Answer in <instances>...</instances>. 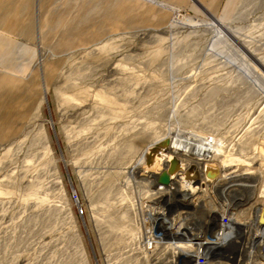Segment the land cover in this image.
I'll return each mask as SVG.
<instances>
[{"label": "rangeland", "instance_id": "obj_1", "mask_svg": "<svg viewBox=\"0 0 264 264\" xmlns=\"http://www.w3.org/2000/svg\"><path fill=\"white\" fill-rule=\"evenodd\" d=\"M31 1V25L24 13L0 28L22 49L0 60V264H212L211 185H264V0L227 16L137 13L82 41L46 24L75 7Z\"/></svg>", "mask_w": 264, "mask_h": 264}, {"label": "crops", "instance_id": "obj_2", "mask_svg": "<svg viewBox=\"0 0 264 264\" xmlns=\"http://www.w3.org/2000/svg\"><path fill=\"white\" fill-rule=\"evenodd\" d=\"M53 1L55 3L60 0ZM239 2L240 0H66L63 3L66 9L69 8L66 12H70V9L75 7L73 10L75 15L69 19L63 14L64 9L52 8L46 12L48 13L46 24L51 23L57 26V24L67 23L64 27V37L71 38V33L74 31L78 34L74 37L82 41L87 37L85 31L91 27L95 28L94 31L118 28L120 24H128L130 27L131 24L137 22V13H142L143 16L154 13L166 15L173 9L180 8L195 14L207 13L227 16L234 12ZM63 4L59 6L62 7ZM31 6V0H0V28L10 30L17 27L19 29L20 17L24 13L29 15L26 19V26L31 25L34 22L30 16L32 14ZM148 18L149 20L152 19L151 17ZM145 20L148 22V19L144 18ZM158 20L162 23L166 18L163 20L160 16ZM20 51L22 49L18 46L11 47L10 44L0 39L1 61H8L12 54ZM6 99L0 101V107L5 104Z\"/></svg>", "mask_w": 264, "mask_h": 264}, {"label": "built area", "instance_id": "obj_3", "mask_svg": "<svg viewBox=\"0 0 264 264\" xmlns=\"http://www.w3.org/2000/svg\"><path fill=\"white\" fill-rule=\"evenodd\" d=\"M220 175L222 179L223 173ZM249 180L238 176L223 180L217 186L211 185L212 230L216 240L211 250L212 264H251V260L264 264V245L253 246L254 239H264V222L261 221L264 215V185L262 183L258 187L259 183L256 184L249 196ZM239 199L241 203L236 202ZM207 259V255L202 253L198 256V263L206 264Z\"/></svg>", "mask_w": 264, "mask_h": 264}, {"label": "bare ground", "instance_id": "obj_4", "mask_svg": "<svg viewBox=\"0 0 264 264\" xmlns=\"http://www.w3.org/2000/svg\"><path fill=\"white\" fill-rule=\"evenodd\" d=\"M220 29H223V30H225L224 32H226V33H228V34H230L231 35V31L227 28V27H221L220 26ZM75 102V101H74ZM36 117V116H35ZM165 139V140H164ZM164 139H161L160 141H162V140H164L166 143L163 145V147H164V150L168 147V145H169V138H167V137H165ZM160 141H158L156 144H155V147L156 148H160V147H158V145L160 144L159 142ZM164 143V142H163ZM201 152L205 155V156H207V157H213L214 156V154H215V149H214V147H213V145H212V143H211V140H209V139H206L205 141H203L202 142V144H201ZM171 153H173L172 151H161V150H158V149H153V150H151L148 154H149V156H150V158H153V157H157V156H162L164 159H165V161H163V162H166V161H171V160H173L174 159V161H182V163L184 164L183 165V167H182V169L184 170V172L185 173H188V172H190V171H192V169L193 168H195V167H197V164H195V162L192 160V159H190V158H186L185 156H182V155H180L181 157L180 158H176L175 156H173ZM177 156V155H176ZM150 161V160H149ZM158 161V160H157ZM162 161V160H161ZM162 162V163H163ZM159 163V162H158ZM167 163V162H166ZM174 163V162H173ZM161 164V163H160ZM155 166V165H154ZM151 167V166H150ZM149 167V169H150V171L152 170V172H155V173H158V174H160L161 172L159 171V170H157V168H150ZM170 169L171 168H166V172L168 173V172H170ZM157 171H159V172H157ZM163 172H165V171H163ZM188 174H190V173H188ZM204 174H205V177H206V179H208V180H213L214 179V175L211 173V171L210 170H205V172H204ZM172 177H174V175L172 174V175H168V174H164V177L163 178H161L160 180H161V184L162 185H165V186H168V184H169V180L170 181H174L175 179L173 178L172 179ZM177 177H179L177 180V182H179L182 178L180 177V176H177ZM176 181V180H175ZM178 185V184H177ZM183 185V184H182ZM262 222H263V220H261Z\"/></svg>", "mask_w": 264, "mask_h": 264}]
</instances>
